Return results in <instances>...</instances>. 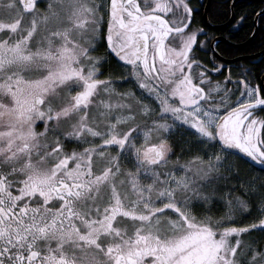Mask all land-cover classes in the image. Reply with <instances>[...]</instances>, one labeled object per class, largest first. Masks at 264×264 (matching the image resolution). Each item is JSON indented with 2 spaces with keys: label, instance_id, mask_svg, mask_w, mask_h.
I'll return each instance as SVG.
<instances>
[{
  "label": "snow or ice",
  "instance_id": "obj_1",
  "mask_svg": "<svg viewBox=\"0 0 264 264\" xmlns=\"http://www.w3.org/2000/svg\"><path fill=\"white\" fill-rule=\"evenodd\" d=\"M197 11L0 0V264H264V75Z\"/></svg>",
  "mask_w": 264,
  "mask_h": 264
},
{
  "label": "trees",
  "instance_id": "obj_2",
  "mask_svg": "<svg viewBox=\"0 0 264 264\" xmlns=\"http://www.w3.org/2000/svg\"><path fill=\"white\" fill-rule=\"evenodd\" d=\"M232 0H210L207 9V19L212 25H221L225 23L231 13L230 3ZM194 8L198 11L194 14V25L203 28L207 33V37L201 36V40L208 39L210 42L213 37L221 36L231 43H242L253 32V17L263 7L262 3L258 0H237L233 6V18L230 24L223 28L212 29L206 27L203 22V8L206 0H191ZM243 17V20H241ZM217 52L224 58H234L239 55H250L264 49V16H259L257 19V31L251 41L242 47L234 48L223 41H219L214 45ZM211 53H208L210 55ZM239 63L243 67H253L254 71L260 69V75L264 73V53L252 57L244 58L229 63L235 69V64ZM260 75L253 78V83L258 84Z\"/></svg>",
  "mask_w": 264,
  "mask_h": 264
},
{
  "label": "water",
  "instance_id": "obj_3",
  "mask_svg": "<svg viewBox=\"0 0 264 264\" xmlns=\"http://www.w3.org/2000/svg\"><path fill=\"white\" fill-rule=\"evenodd\" d=\"M237 0H232L231 3H230V7H231V13H230V17L229 19L221 24V25H212L211 23H209L208 19H207V9H208V5H209V0L206 1L205 5H204V8H203V22L205 24L206 27H209V28H212V29H216V28H223L225 26H227L228 24H230V22L232 21V18H233V10H232V6L233 4L236 2ZM260 1L262 4H263V7L254 15L253 17V32L252 34L247 38V40H245L244 42L242 43H238V44H234V43H231L230 41L224 39L223 37L221 36H215L212 38L210 44H211V47L214 48V45L218 42V41H223L225 42L226 44L234 47V48H239V47H242L244 46L245 44H247L249 41H251L253 39V37L255 36L256 34V31H257V19L259 17V13L261 12V10H264V0H258ZM264 53V49L259 51V52H256L254 54H251V55H247V56H237L235 58H231V59H227V58H224V62L225 63H232V62H235L237 60H240V59H244V58H252V57H256V56H259L261 54ZM264 75V73L262 74ZM259 83H260V80H259Z\"/></svg>",
  "mask_w": 264,
  "mask_h": 264
},
{
  "label": "bare ground",
  "instance_id": "obj_4",
  "mask_svg": "<svg viewBox=\"0 0 264 264\" xmlns=\"http://www.w3.org/2000/svg\"><path fill=\"white\" fill-rule=\"evenodd\" d=\"M251 55V54H250ZM239 56H241V55H239ZM242 56H247V55H242ZM237 57V56H236ZM235 58V57H234ZM250 58V57H249ZM227 59H231V58H227ZM232 63H234V62H232ZM231 64V63H230Z\"/></svg>",
  "mask_w": 264,
  "mask_h": 264
},
{
  "label": "flooded vegetation",
  "instance_id": "obj_5",
  "mask_svg": "<svg viewBox=\"0 0 264 264\" xmlns=\"http://www.w3.org/2000/svg\"><path fill=\"white\" fill-rule=\"evenodd\" d=\"M207 1V0H206ZM210 1V0H209ZM206 3V2H205ZM263 5V4H262ZM219 42V41H218ZM202 55H204V53H201ZM230 87H232V85H229Z\"/></svg>",
  "mask_w": 264,
  "mask_h": 264
},
{
  "label": "rangeland",
  "instance_id": "obj_6",
  "mask_svg": "<svg viewBox=\"0 0 264 264\" xmlns=\"http://www.w3.org/2000/svg\"><path fill=\"white\" fill-rule=\"evenodd\" d=\"M200 39H202V37H200Z\"/></svg>",
  "mask_w": 264,
  "mask_h": 264
}]
</instances>
